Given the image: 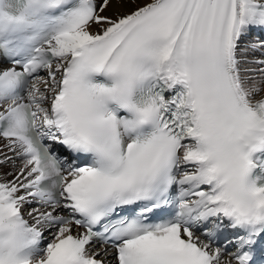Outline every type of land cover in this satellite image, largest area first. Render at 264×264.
I'll use <instances>...</instances> for the list:
<instances>
[{"label":"snow or ice","instance_id":"1","mask_svg":"<svg viewBox=\"0 0 264 264\" xmlns=\"http://www.w3.org/2000/svg\"><path fill=\"white\" fill-rule=\"evenodd\" d=\"M0 264H264V0H0Z\"/></svg>","mask_w":264,"mask_h":264},{"label":"bare ground","instance_id":"2","mask_svg":"<svg viewBox=\"0 0 264 264\" xmlns=\"http://www.w3.org/2000/svg\"><path fill=\"white\" fill-rule=\"evenodd\" d=\"M251 38H254V37H250V39H251ZM257 55H258V54H257Z\"/></svg>","mask_w":264,"mask_h":264}]
</instances>
